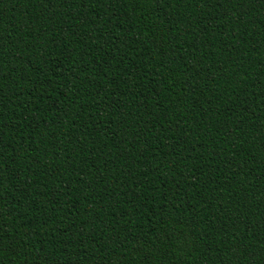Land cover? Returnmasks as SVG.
<instances>
[{"label":"trees","instance_id":"16d2710c","mask_svg":"<svg viewBox=\"0 0 264 264\" xmlns=\"http://www.w3.org/2000/svg\"><path fill=\"white\" fill-rule=\"evenodd\" d=\"M0 264H264V0H0Z\"/></svg>","mask_w":264,"mask_h":264}]
</instances>
